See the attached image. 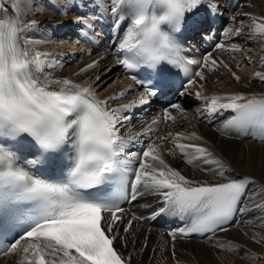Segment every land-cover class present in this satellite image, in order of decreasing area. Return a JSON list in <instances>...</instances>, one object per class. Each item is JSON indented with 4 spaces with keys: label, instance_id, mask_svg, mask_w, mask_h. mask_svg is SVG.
<instances>
[{
    "label": "snow or ice",
    "instance_id": "obj_1",
    "mask_svg": "<svg viewBox=\"0 0 264 264\" xmlns=\"http://www.w3.org/2000/svg\"><path fill=\"white\" fill-rule=\"evenodd\" d=\"M93 2L103 7L100 0ZM107 3L110 7L106 10L116 17L117 24L121 15L129 21L118 46L123 53L119 63L126 69L146 65L163 84L161 66H171L190 77V86L196 83L193 76L206 79L202 70L193 73L192 65L202 69L211 65L212 71L223 66L231 72L227 63L218 62L210 55L203 61L185 58L173 40L171 33L180 30L186 13L197 9L205 0H107ZM24 6L25 0H16V12L7 18L0 17V235L6 229L17 233L8 247L0 250V255L18 256L19 264H132V257L121 250L128 246V241L120 225L124 224L122 231L128 233L133 221L141 217L132 214L125 219L126 210L121 203L135 201L146 193L155 194L161 201L153 218L164 213L191 217L190 225L178 230L184 237L227 232L225 225L229 218L246 211L240 205L251 178L227 177L226 172L232 169L207 147L178 142L202 139L196 133L189 136L176 133L175 138L171 133L157 135L150 137L142 152L127 151L133 140L153 132V126L161 121L153 120L145 132L125 137L118 125L129 117H122L121 113L136 102L109 107V100H118L125 92L100 100L91 87L71 78L41 79L42 58L51 54L36 51L30 40L22 39L27 29L38 24L34 19L22 23L18 12ZM3 8L0 3V11ZM245 15L252 21V38H264V16ZM74 22L83 24L86 18L77 17ZM225 35L239 36L241 30L229 29ZM217 47L229 50L223 43ZM230 51L242 49L232 45ZM97 63L94 61L81 72L96 67ZM261 63L264 66V61ZM232 76L236 81L242 79L235 72ZM255 76L264 82V72H256ZM137 82L145 88L139 98L141 105L149 102L145 96L158 94L159 86ZM195 95L211 114L235 113L227 121L228 126L241 131L252 125L264 128V97L250 98L242 93L209 97L196 92ZM171 107L179 109L180 105ZM164 119L175 122L176 117L166 110ZM156 140H171L169 155L178 152L188 165L195 167L210 165L201 171L224 179L209 182L182 174L165 161L162 145L156 144ZM66 145H70L65 158L71 161V167L65 179L53 182L29 170H42L45 164L51 167L56 154ZM33 147L34 158L28 159L25 153ZM22 160L26 166H21ZM92 189H102L103 194L85 191ZM256 207L264 209V205ZM170 235L175 240L177 232ZM256 242H264V238ZM172 255L175 257V251ZM250 255L253 260H264L255 253Z\"/></svg>",
    "mask_w": 264,
    "mask_h": 264
},
{
    "label": "bare ground",
    "instance_id": "obj_2",
    "mask_svg": "<svg viewBox=\"0 0 264 264\" xmlns=\"http://www.w3.org/2000/svg\"><path fill=\"white\" fill-rule=\"evenodd\" d=\"M100 2L103 7L97 6L93 0H56L55 4L52 0H25V6L18 12L20 20L23 24H27L34 19L38 21V24L34 28L27 29L22 39L30 40L31 46L36 51L42 52L44 49L52 51L64 46V44H57L51 48V45L55 43L51 42V37L55 33L59 35V32L64 31L67 35L72 34L73 39L85 47L84 55L82 54L83 56L77 59L76 63L65 65L56 71L50 70L48 76H46L48 72H45L46 75L42 74L43 76L40 74V78H71L77 83L91 87L96 98L100 100H108L109 97L125 92L122 98L109 100L110 108H119L133 101L136 102L134 107L121 113L122 117H129L128 120L122 121V125H118L121 134L125 137L145 132L148 126L152 125L153 120L161 121L153 126V132L139 135L136 140H133L127 148L129 152H142L149 143L150 137L157 135L167 136L171 133L175 138L176 133H183L185 136L196 133L202 139H181L178 142L207 147L215 157L223 160L232 169L230 173L226 172L227 177L248 176L252 180L246 187L240 205L246 211L235 214L233 222L226 226L227 232L217 231L215 234L204 237L185 238L179 234V227L157 226L153 216L161 206L160 199L155 194L146 193L138 196L124 208L126 210L124 215L125 219L130 218L132 214L141 219L133 221V228L128 233H123L125 225H120L122 235L128 241V246L121 250L125 255L132 257V264H264V260H253L250 255L255 253L258 257H264V242H256L264 238V209L256 207L264 205V139H257L250 135H227L224 129L228 126L227 121L235 113L224 111L221 114H211L205 110L207 105L203 100L195 95L196 92L209 97L242 93L250 98L264 97V82L255 76L256 72H264V66L261 63L264 61V38H252L250 31L252 21L245 15L264 16V0H205V3L197 9L186 13V26L195 23L190 27L194 36L189 38V40L192 39L191 45L194 50H189L187 54L200 61L210 55L218 62L223 61L232 65L236 68L234 71L236 75L241 76L242 79L236 81L232 73L225 70L223 66L212 71L211 65L203 69L195 65L196 71L202 70L206 79L194 77L196 83L186 87L174 103L180 105L179 109L171 106L164 109L158 100L149 96H145L148 103L143 105L139 103V98L144 91L123 75L119 63L118 46L125 35L129 21L123 24L115 38V32L112 31L113 25H111L115 17L106 10L110 7L107 0H100ZM0 3L4 5L3 11H0V17H3L4 11L11 15L16 12L14 7L16 0H0ZM215 5H218V8H214ZM98 12L104 16L103 22L108 26L107 31L101 30L100 22L95 19ZM222 12H225L224 15H221ZM210 16L213 19H209ZM77 17H85L86 22L82 25L75 23ZM233 17L235 20L247 19L245 26L236 25ZM229 29L233 32L240 29L241 35L226 36L225 32ZM213 34L219 37L218 41L212 40ZM82 36L90 41L88 46L82 41ZM221 43L229 50L219 49L217 45ZM207 44H211L212 47L208 48ZM232 45H239L242 51H230ZM56 56L61 57L57 54ZM94 61L98 62L96 67L81 72V69ZM249 64L252 67H249ZM99 82L104 83V86H108L111 82V85L107 90H102L103 86L100 87ZM53 87L57 86L53 85ZM166 110L176 117L175 122L164 119ZM164 120L167 122L164 123ZM156 128L159 129L158 132L155 131ZM155 142L162 145L161 153L165 161L189 178L209 182L224 179L212 172L201 171V168L212 167L210 165L200 164L199 167H195L188 165L178 152L169 155L168 149L172 147L171 140ZM135 166L134 164L133 167ZM171 232H177L175 240L172 239ZM173 251H175V257L172 255ZM19 260L20 257L14 255L0 256V264H19Z\"/></svg>",
    "mask_w": 264,
    "mask_h": 264
},
{
    "label": "rangeland",
    "instance_id": "obj_3",
    "mask_svg": "<svg viewBox=\"0 0 264 264\" xmlns=\"http://www.w3.org/2000/svg\"><path fill=\"white\" fill-rule=\"evenodd\" d=\"M224 13L225 12H222L221 15H224ZM237 19L234 21V23L236 22V25L240 24V25H244L245 26V22L247 21V19H243V18H241L240 20H237ZM79 25H82V24L80 23ZM53 37H54V39H52ZM73 37L74 36L72 34H70V35L68 34L67 35V33H65V31L64 32H59V35H56V33H55V35L51 37V42H55L54 44L51 45V48L53 46L57 45V44H64V46H62L60 48H57V49H53L52 51H50L48 49L47 50L44 49L42 51L43 53H50L51 55L42 58L43 59V63H44V70L41 73V75L42 74L46 75L45 72H48L47 75H46V76H48L50 74V72H49L50 70L56 71L58 68H63V66H65V65H70L71 63H76L77 59L81 58L84 55L83 53L85 52V49H84L85 47H83L81 44H78L79 41H75L73 39ZM84 44H86V43H84ZM86 45L88 46L89 44H86ZM56 54L59 55L58 57H60V56L61 57L57 58ZM74 57H76L75 60H74ZM249 67H252V66L249 64ZM229 68H231V73L234 72L235 69H236L232 65H229ZM224 69L229 71L226 68H224ZM100 83L101 82H99L98 85L100 87L103 86L102 90L103 89L107 90L110 87V85H111V82L108 84V86L107 85L104 86V83H101V84H103V85H101ZM166 122L167 121L164 120V123H166Z\"/></svg>",
    "mask_w": 264,
    "mask_h": 264
}]
</instances>
